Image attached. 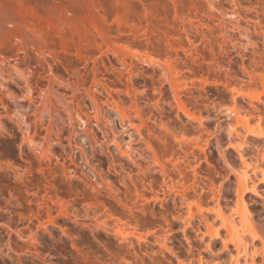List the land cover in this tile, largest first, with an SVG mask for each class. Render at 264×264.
<instances>
[{"label":"bare ground","instance_id":"obj_1","mask_svg":"<svg viewBox=\"0 0 264 264\" xmlns=\"http://www.w3.org/2000/svg\"><path fill=\"white\" fill-rule=\"evenodd\" d=\"M170 1L173 7L165 2L167 13L182 9L184 16L189 2ZM216 2L193 3L207 16L193 30L184 21L158 23L147 10L137 19L134 3L126 10V23L113 28L100 24L108 21L107 14L94 11L79 17L62 8L63 3L59 8L54 2L52 8V0H0V142L22 138L15 142L18 166L10 164L13 174H0V218L6 212L16 226L2 221L0 230L7 226L6 244L19 264L25 263L23 250L28 258L40 256L17 240L24 231L54 242L60 234L88 232V250L79 264H264V223L251 208L259 201L264 209V0ZM127 32L146 38L152 51L144 52L143 46L121 36ZM200 33L203 48L194 45ZM240 36L249 37L250 44L239 45ZM247 50L258 56L249 63L244 60ZM161 65L174 71L168 73ZM138 79L153 93L140 96ZM221 80L232 93V107L220 110L229 118L228 145L218 147L217 168H203L210 142L203 146L186 132L205 129L212 87ZM137 116L143 124L136 123ZM146 116L157 126L146 124ZM186 121L199 124L189 127ZM127 126L131 130L117 133ZM217 127L219 131L221 123ZM144 129L149 132L148 150L139 151ZM132 130L139 137L135 143ZM98 143L111 163L107 171L96 152ZM55 157L66 178L85 185L86 191H76L73 200L64 199L57 183ZM100 178L103 184H98ZM229 191L236 196L233 202L226 199ZM170 198L173 209L166 206ZM80 199L95 202L84 213ZM98 206L104 219L97 216ZM116 215L145 230L124 231ZM178 225L185 243L174 241ZM129 237L137 238L139 249ZM219 240L228 262L216 253ZM54 249L62 252L59 245ZM4 254L0 252L3 262L10 257Z\"/></svg>","mask_w":264,"mask_h":264},{"label":"rangeland","instance_id":"obj_2","mask_svg":"<svg viewBox=\"0 0 264 264\" xmlns=\"http://www.w3.org/2000/svg\"><path fill=\"white\" fill-rule=\"evenodd\" d=\"M73 1L70 0V2H69V0H59V1H55V0L53 1L52 0V8H53V6H55L54 2H56V6H57V2H58L59 8H61L62 5L64 4L65 6L63 5L62 8L69 7L71 9H73L77 15L79 14V17L88 16L90 14V12H92L94 14V11H96L95 15L97 13H100L98 15H101V16H102V14H104V15L107 14L108 15V21L107 22L102 21V23H100L101 19L99 18V20H100L99 23L103 24V26L106 25V26H111L113 28H117L119 25H121V24L123 25L126 23V21H125V17H127L126 16L127 15L126 10L128 12L127 8H129V6L133 3L136 4L135 6H136V18L137 19L143 17L145 10H147V11H149V13H151V12L154 13V14L151 13V15L153 17V20L158 22V23H161V22H162V24L163 23L164 24L169 23L171 26H173L174 24L180 25L181 23L183 24L184 22L185 23L187 22L188 25L190 24L189 26L192 25L191 28H193V30H194V27H195V30H198L197 25H198L199 21L200 22L202 20L204 21V19L207 20V16L204 15L205 14L204 11L202 12L200 9L197 10L195 8V4H193V3L199 2V3H202L203 5H206L208 0H187V4H188V2H189V4H188V7L186 6L187 9L185 8V10H184V12H185L184 16L182 15V12H181L182 9H181V11L179 10L178 13H175L174 9L172 10V12L167 13L166 9L168 7L165 4L167 3V5L169 7H171V6L173 7V5H172L173 2L172 1L169 2V0H84V1L81 0L83 2H80V0L78 2L77 1L73 2ZM213 1L220 2V0H213ZM84 2L85 3L88 2L90 4V7L87 6ZM92 2H94V3H92ZM218 2H216V3H218ZM53 3H54V5H53ZM216 3H214V4H216ZM31 5H33V3ZM69 5H71V6H69ZM33 6H35V5H33ZM50 6H51V4H50ZM215 6H217V5H215ZM38 7H40V6H38ZM41 7H40V9H41ZM252 7L254 9H256V7H254V6H252ZM43 8H45V7H42V9ZM47 9H51V8L49 7ZM83 12H84V14H83ZM217 12H218V10H217ZM166 17L169 18L171 20V22H167L169 20L166 19ZM165 19H166V21H165ZM198 19H200V20L198 21ZM163 21H165L166 23ZM180 21H181V23H180ZM203 21H202V23H203ZM146 24L144 23V25H146ZM199 25H200V23H199ZM201 34L202 33H200L199 35H197L196 38H194V45L197 47L203 48L204 41H203V37ZM113 35H114V32H113ZM115 35H116V33H115ZM121 36L128 38L133 43H136L140 46H143L144 52L145 51H152L146 38H139L137 36H133V34H131L130 32H127L126 34H123ZM236 42H239V45L246 47L248 44H250L251 40L249 37L240 36ZM146 48H148V50ZM59 50H62L61 47H58V51ZM246 54H247L246 55L247 57H245L246 59H244V58L243 59L245 60V62L249 63L250 58L254 57L255 54L250 50H247ZM153 55L155 56L154 53H153ZM256 56L257 55H255V57ZM233 57L236 61H238V63L242 62L241 56L238 55V53L235 51H233ZM161 66L168 73L171 71H174V68L170 69L166 65H161ZM136 82H138V84H139L137 87H138L140 96L144 97L147 94L153 93V90L151 88L144 86L142 79H138ZM221 82H222L221 84H218V85L212 87V90L214 91V93L211 96V101H210L211 112H209V114L204 113L205 118L203 119V124L205 126V129L203 131H188V132H186L187 137L191 141L192 140H195V141L199 140V141H201L203 146H205L206 141L209 140V142H210V144L208 146H205V148L207 149L208 160L203 158L202 163H201L203 168H210V167H212V168L216 167L217 168L218 163H219V159H220V156H219L220 155V152H219L220 148L218 150V147H221L222 143H223V145H225L224 146L225 148H226V144L228 145V142H227L228 141V138H227L228 134L227 133L229 130V124L227 126V123H228L229 118H227V115L225 112H220V110H223V108L232 107V93H231L230 87L228 86L229 84L225 83V80H221ZM212 107H213V109H212ZM72 109L74 112H76L78 110V107L76 105H72ZM89 112H91V114H94L93 110L89 111ZM145 119H146L145 123L148 124L149 126H157L156 125L157 123H156L154 118L149 119L148 116H146ZM116 121L118 122L117 123L118 125H116V127L118 128V130H121L122 129L120 126L121 124H119L120 120L118 119ZM136 123L143 124L142 120L138 116L136 117ZM186 123L188 124L189 127L197 126L199 124L198 121H190V122L186 121ZM218 123H221V128L219 129V131L217 130V128H218L217 124ZM126 130H131V129H130V127L127 126L122 131H120L121 133L120 132H117V133L120 135ZM133 131L134 130H132V132ZM136 132L137 131H134L132 133V135L135 139L134 143L139 141L138 140L139 137H138ZM143 132H144L145 137L141 140V142H142L140 145L141 147L139 146V148L137 149L139 151H141L143 149L148 150V142L147 141L149 139V132L147 131V129H144ZM217 132H218V134H216ZM122 137L125 139H128V136H126V135H123ZM217 138H219V140L221 141L220 145H218V143H217L218 142V140H216ZM20 139H22V138L18 137L17 141H16V140H11V139L7 138L5 140V142H0L1 143L0 144V174L3 172H6V173L10 172V174H13V171L9 168L11 166L10 164H13L16 161L18 162V160H16V158H17L16 153H17V145H18L17 143H20V142H18ZM260 141L264 142V139H260ZM15 142H17V143H15ZM39 142L40 143L38 146L42 147L43 146L42 143L44 142V140L41 139ZM102 142L103 141H100V143H102ZM3 143H7V145L5 144V146H4ZM100 143H98L96 146V152L98 155H100V157L103 158L104 162L102 163V168L107 171L110 169L109 167H110L111 163L108 160V156L104 153V147H101ZM2 144L5 148H3V146H1ZM224 147L223 148L221 147V148L225 149ZM47 163H50V162H47ZM52 163H54L53 164L54 167H52L53 170L55 172H57V179H56L57 183L60 187L63 188V197L65 200H73L75 197H78L77 195L74 194L76 191L81 190L82 193H83V191L84 192L86 191V188L84 187L85 185H84V183H82L81 180H78V178L76 179L75 177H71V178L68 177L69 178L68 179L64 176V174H63L64 170H63L62 163L57 159V157H55L53 159ZM17 164L18 163H16V165H15V163H14V166H18ZM222 165H224L223 162H222ZM117 168L121 172L122 176H125V178H127L126 179L127 182L130 185H132V181H131L130 177H128L127 173L121 168V166L118 165ZM9 170H11V171H9ZM223 171H226V170H222V172ZM112 172H113V170H112ZM223 175H226V173L225 172L222 173V177H223ZM231 179L233 180L232 181V184H233V182L235 181L234 175H231ZM225 181L226 180H222V178H221L220 182H222V183L220 185L223 186ZM98 184H103V180L101 178H100ZM229 184H231V182ZM227 186L228 185L223 186L224 192H226ZM231 192L232 191H229V193L226 194V196H227L226 199H228V200L231 199L233 202L236 200V196L233 192L231 194ZM40 193L42 194L40 196L44 195L43 190ZM80 194L81 193H78V195H80ZM133 198H134V200L137 199V195L135 194V191H133ZM252 198L257 199L255 196H253ZM94 202H95L94 200H81V199L77 200V203L84 204V213L86 212V210H90V208H91L90 204L94 203ZM173 203H174L173 198H170L166 202V206L168 208L171 207L173 209L174 208V207H172V206H174ZM11 208H10V210H11ZM251 208H252V210H254V212L256 211L255 214L264 223L263 203L262 202L260 203L259 201H255L254 203L251 204ZM12 209H14V208H12ZM97 211H98L97 216L100 219H104L106 217V214L104 213L102 207L98 206ZM2 212L3 211H1V213ZM3 213H5V214H2L1 218H3V219L0 218L1 219L0 222L3 221V223H5L6 225L9 224V226H11V227L13 226L15 228V226H16V225H14L15 223L14 222L11 223V220H9L10 215L8 216L7 215L8 213H6V212H3ZM116 216L120 217L122 219V221L119 223V227L123 228L124 231L128 230L127 232L132 233V232H136V231L141 232V231L145 230V229L143 230V228L138 229L134 222H132V223L130 222L131 224L127 225L124 222L125 221L124 217L119 216V215H116ZM114 222H116V221L110 220L111 224H113ZM11 224H13V225H11ZM6 225L3 226V231L0 230L1 231L0 234H2V236L3 235L5 236V234L7 233V232L5 233V231H6L5 227H7ZM7 231H9V230H7ZM81 234H80L81 236L78 234H73V235L71 234L70 235L71 237L69 235L64 236L63 234H60V236H61V237H59L60 239L57 242H54L48 238H43V237H40V238L37 237L36 238V236L34 237L33 234L30 233L29 231H24V238L21 239L22 241L19 240L20 238L19 239L15 238V239L22 242V244L25 245V248H26V246L28 247L30 245L29 249H31L33 251L36 250L40 255L39 259H37L38 256H34L35 258H33V256L30 255V258H31L30 259V258H28L29 254L27 253V256H25L26 253H24V250H23V257H25V259H26V260L23 259V261H22V263L25 262L24 264H44L43 263L44 261L45 262L48 261L50 264H79V260L84 258V254L88 250L87 249V242H88V237H89L88 232H86V233L83 232ZM173 235L175 238L174 241L176 243L177 242H178V244H179V242L185 243L183 233H182V229L179 228V225L175 228ZM6 238H7V236H5L4 239L0 236V252H3L5 254L7 252L8 254H10L9 256L11 258L9 257L10 260H9V258H5L6 260H8V261L5 260V262H3V259H0L1 260L0 264H19L20 261L16 260V258L18 257L16 255L17 253L8 249V246L6 244V242H7ZM115 238L116 237H112L113 241H116L118 238L120 239V236L116 239ZM207 240H208V238H207ZM3 241H4V243H3ZM130 241H132L134 243L136 248L139 247L138 246V240L136 237H131ZM54 244L59 245L60 248H62L61 249L62 252L54 249ZM221 244H222L221 240H219L218 243L215 245L216 246L215 247L216 253H218L222 256L221 258L224 260V262H228L230 256L227 252L223 253V251H222L223 249L221 247ZM147 245H149V243H147ZM33 246H34V248H33ZM25 250H27V249H25ZM202 250L205 251V248H203ZM207 256H212V254L208 253ZM12 257H15V258L12 259ZM82 264H84V261H82Z\"/></svg>","mask_w":264,"mask_h":264}]
</instances>
